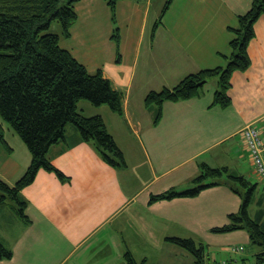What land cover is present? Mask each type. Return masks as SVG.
Here are the masks:
<instances>
[{
    "label": "crops",
    "instance_id": "obj_1",
    "mask_svg": "<svg viewBox=\"0 0 264 264\" xmlns=\"http://www.w3.org/2000/svg\"><path fill=\"white\" fill-rule=\"evenodd\" d=\"M167 1L121 0L116 26L105 0L75 4L77 20L69 38L63 37L62 29L57 33L60 46L89 72L101 71L123 96L121 115L88 101H81L78 110L86 117L104 119L126 167L111 166L93 144L81 139L74 125H68L67 142L49 154L64 178L40 170L23 189L28 221L14 205L0 210V242L13 253L0 264H127L128 252L138 262H149L151 253L158 252L153 264H184L179 261L181 249L167 238L183 237L186 230L211 241L212 229L226 225L229 215L239 212L242 201L230 189L237 186L223 179L194 198L152 205L149 199L171 189L193 188L204 165L245 177L239 168L246 164L254 175L241 132L264 121V16L255 24L248 47L250 68L231 78L232 105L213 106L217 90L213 79L201 97L164 103L162 119L155 126L146 96L174 88L190 74L225 66V57L232 52L230 28L238 26V17L252 2L174 0L157 26ZM116 27L119 45L113 38ZM15 150L8 152L0 144V177L12 184L31 160L27 152L18 159ZM129 152L148 173L141 188L125 185L130 177L137 178L128 174ZM10 209L13 215L5 212ZM237 233L227 234L232 236L221 244L250 239L246 231ZM188 261L194 264V259Z\"/></svg>",
    "mask_w": 264,
    "mask_h": 264
},
{
    "label": "trees",
    "instance_id": "obj_2",
    "mask_svg": "<svg viewBox=\"0 0 264 264\" xmlns=\"http://www.w3.org/2000/svg\"><path fill=\"white\" fill-rule=\"evenodd\" d=\"M78 1L0 0V144L8 152L13 150L4 137L5 126H10L23 139L32 155L31 165L14 185L0 177V210L11 201L16 202L19 206L17 209L14 206L17 214L27 221V204L21 195L23 189L35 181L40 170L54 172L59 178H64L53 166L49 154L53 147L67 142L68 125H74L81 139L93 144L103 160L111 166L126 167L123 153L109 133L104 119L101 116L86 117L78 110L81 101H88L95 106L107 105L121 115L122 94L113 88L101 71L89 72L60 46V36L50 32L52 24L59 22L63 37L71 36V27L77 20L75 4ZM105 1L111 8L112 21L116 26V7L121 0ZM173 1L166 2L157 26ZM262 16L264 0H252L249 11L238 17V26L230 28L233 35L230 42L232 52L225 57V66L190 74L174 88L152 91L146 96L145 106L154 113L155 126L162 119L164 103L201 97L205 86L213 79L217 80L213 106L227 109L232 105L229 96L231 78L235 72H245L251 66L248 47L255 37L254 26ZM113 38L119 45L118 27ZM221 179L244 188L249 185L245 177L231 174L227 168L204 165L193 188L184 191L171 189L151 195L149 204L197 197L202 191L218 186ZM230 189L242 201L241 208L238 213L229 215V223L213 228L212 232H248L250 241L260 246L262 251L254 256L253 263L245 258L235 263L264 264V210L258 211L255 218L249 212L256 188H248L245 195L237 187L231 186ZM196 241L182 237L166 239V242L188 253L194 259V264H205L207 246L204 243L198 245ZM233 247L244 251L242 246H232L230 249ZM12 255V251L0 242V261L10 259ZM125 260L127 264L149 263L147 260L138 262L129 252Z\"/></svg>",
    "mask_w": 264,
    "mask_h": 264
},
{
    "label": "rangeland",
    "instance_id": "obj_3",
    "mask_svg": "<svg viewBox=\"0 0 264 264\" xmlns=\"http://www.w3.org/2000/svg\"><path fill=\"white\" fill-rule=\"evenodd\" d=\"M61 29H62L61 24L59 22H54L51 26L50 32L57 34L61 32ZM4 137H5V140L8 142L9 146L13 149H16L15 151H16L18 159L23 160L25 158V156L23 155L24 152H27V154L30 155L31 157L30 165H31L32 155L26 143L14 130L10 128V126L9 127L5 126ZM243 143H244V140H243ZM129 158H130L129 160L130 164L128 166L130 167V171L128 174H133L132 176L134 177L135 175H137V178L135 179V178L130 177V179L128 180L127 183H125V185L129 183V186L131 188H141L142 183L148 179V176H147L148 173L143 172L145 170H143L138 163H134L131 152H129ZM233 166L234 164H232V167ZM239 171L245 175L246 180L249 182V185L247 188H244L241 186H237V188L241 192H243L244 195L246 194L248 188H251L252 186L256 188L252 196V203L249 206L250 215L252 216V218H255L256 213L258 211L264 210V183L260 182L254 175L251 174L250 168L246 164H243V166L239 168ZM21 177L22 176L17 178L13 184L12 183L10 184L14 185ZM182 187L183 186H180L178 188H182ZM0 196H1V193H0ZM11 205H14L16 209L19 208L18 204L13 201H11V203H9L6 206L10 207ZM6 206L4 207V209L6 208ZM5 212L8 213L9 215H13V211H11V209L10 211L6 210ZM143 216L146 217V213H144ZM239 232L240 231H238V233ZM190 233L191 234H189V232L184 230V232L181 235L180 234H177V235H180V236L184 235L182 238L192 237L195 240H197L196 242L198 245H200V243H204L207 246V259H206L205 264H224L223 262H225L226 264H236L235 261L243 259V258L247 259L250 263H253L254 256L262 251L260 246L253 244L249 238L246 239L244 242H240L239 240H234L232 241V243H230V245L226 244L228 246H225V245H222L221 243L225 242L227 240V237L232 236V235L212 233V235L215 237H213V240L209 241L207 240V238L203 237L202 234L195 235L192 232ZM242 234L244 235L246 233L243 232ZM232 246H242L244 248V251L242 253H234L230 249V247ZM151 254L152 256H150L149 258V263L153 264L158 260L159 254L158 252L157 254H154V253H151ZM189 258L190 260H193V258L188 253H186L185 251L181 249V253L179 254L180 263L184 262V264H193L192 261H188Z\"/></svg>",
    "mask_w": 264,
    "mask_h": 264
},
{
    "label": "built area",
    "instance_id": "obj_4",
    "mask_svg": "<svg viewBox=\"0 0 264 264\" xmlns=\"http://www.w3.org/2000/svg\"><path fill=\"white\" fill-rule=\"evenodd\" d=\"M244 144L249 152L255 174L264 183V125H252L242 131ZM233 252H241L242 248H232Z\"/></svg>",
    "mask_w": 264,
    "mask_h": 264
}]
</instances>
